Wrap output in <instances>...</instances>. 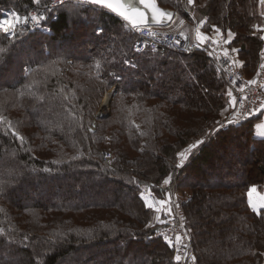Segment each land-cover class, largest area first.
Wrapping results in <instances>:
<instances>
[{
	"label": "trees",
	"instance_id": "obj_1",
	"mask_svg": "<svg viewBox=\"0 0 264 264\" xmlns=\"http://www.w3.org/2000/svg\"><path fill=\"white\" fill-rule=\"evenodd\" d=\"M157 1L185 20L190 39L201 22L203 31L232 32L229 45L253 79L264 0ZM43 24L49 31L0 30V264H179L142 195L148 186L161 198L158 183L178 172L192 264H264V204L256 210L248 198L252 188L264 195L259 112L210 137L229 88L204 55H138L137 36L101 7L66 3L46 10ZM112 87L110 111L97 116ZM201 140L178 169L181 151ZM219 153L223 163L211 166ZM210 166V177L193 179ZM208 226L219 241L204 250Z\"/></svg>",
	"mask_w": 264,
	"mask_h": 264
},
{
	"label": "built area",
	"instance_id": "obj_2",
	"mask_svg": "<svg viewBox=\"0 0 264 264\" xmlns=\"http://www.w3.org/2000/svg\"><path fill=\"white\" fill-rule=\"evenodd\" d=\"M66 3L89 5L85 0H50L44 6L41 5V0H32V5L29 8H15L14 3H9L4 6L6 8L1 10L0 21L5 19L11 20L15 17H19L21 20L26 17H36V21L29 20L27 24L18 25L15 29H9V31L15 33L19 27H23L28 31L43 30L44 27V30H46L48 27L42 25L46 17V10L56 8ZM89 6L97 8V6ZM139 13H143V16ZM139 13L137 12L135 15L127 16V20L124 19V17L120 18L115 15L120 21H126V28L137 36L134 43V51L136 53H143L147 50L158 52L169 50L184 56L202 54L209 59L222 74L232 93L231 99H235V107L225 116V119L220 125L227 124L229 119H232L234 123L222 130H227L231 126L239 124L264 108V49L262 51L263 59L258 68V72L253 79H249L244 75L243 70L236 67V64L232 61L228 53L227 57L225 56L226 52L222 50L223 45L220 39H213L207 42H200L197 40L190 42L184 34L166 29V26L162 27L163 24L167 25L171 23V18H161L158 20L157 18L151 17L148 19L147 17L149 16L144 15V12ZM142 21H144V23H141ZM133 25L139 27L134 28ZM0 30L4 32L2 29ZM133 62V58L126 60L127 65H132ZM240 89H243V91H240ZM220 125L217 129L220 128ZM106 159H109L108 156ZM173 184L175 189L174 182L170 186L162 185L160 189L163 190L167 187L170 189ZM149 188L145 190V193L150 201L157 206L158 200L154 192ZM176 200V197H174V216L172 214L170 216L165 215V219L158 228L157 233H159L166 242L175 243L179 249L180 259H185L188 254V245L185 243L187 242L185 238V228L180 224L181 218H184V216L181 211H178V207L175 203ZM177 237L180 239L177 240Z\"/></svg>",
	"mask_w": 264,
	"mask_h": 264
},
{
	"label": "rangeland",
	"instance_id": "obj_3",
	"mask_svg": "<svg viewBox=\"0 0 264 264\" xmlns=\"http://www.w3.org/2000/svg\"><path fill=\"white\" fill-rule=\"evenodd\" d=\"M50 1V0H49ZM48 1V2H49ZM154 1H156V3H157V5L160 7V8H162V9H164V10H171V11H173L174 13H175V11L174 10H172V9H170V8H166V7H162V6H160L159 5V3H158V1L157 0H154ZM195 1V0H194ZM41 2H42V0H41ZM191 2H193V0H191ZM9 3H12V2H6L5 3V5L4 6H6L7 4H9ZM264 4V3H263ZM74 5V4H73ZM2 7L1 6V3H0V12H1V10L2 9H4V8H6V7ZM8 7V6H7ZM140 7H142V6H140ZM15 8H18V6L15 4ZM153 10V9H152ZM149 11V10H148ZM148 11H146L145 10V8H143L142 9V12H144V15H146V16H149V17H147L148 19L149 18H151V17H153V18H157L158 20H160L161 18H164V16L162 15H160V14H156V13H151V12H149L148 13ZM263 11H264V7H263ZM137 12H140V10H138ZM152 12H155V11H152ZM0 16H1V13H0ZM155 16V17H154ZM173 19V20H172ZM174 17L172 18L171 17V23H169V24H163L162 25V27H164V26H166V29H170V30H172V31H175V32H180V33H182V34H184V36L187 38V40L188 41H190V42H193V41H195V40H197V41H200V42H207V41H212L213 39L214 40H218V39H220V42H221V44L223 45L222 46V50H224L225 52H227L228 54H229V56H230V58L232 59V61L236 64V67L237 68H239V69H241V70H243L242 69V66H241V61H240V59H239V57H238V55L234 52V47H230V45H229V43H225V41H230V38L233 36V33L232 32H228V36L226 37V35L223 33V31L222 30H220L219 29V31L217 32L216 31V28H214L211 32H207V31H203V30H201L202 32H204L205 34L203 35V36H196V32L197 31H195L191 36V39L189 38V37H187V34H185V33H187L186 31H185V33L183 32L184 30H181V25L182 24H185V20L184 19H181V20H175L174 21ZM126 21H124V22H122L121 21V23H122V25L126 28V26H125V24H127V23H125ZM42 25L44 26V24L42 23ZM198 27H199V25H198ZM198 27H196L197 29H198ZM44 29H45V27H44ZM43 29V30H44ZM127 29V28H126ZM196 29V30H197ZM39 30V29H38ZM128 30V29H127ZM44 31H49V28L48 29H46V30H44ZM129 31V30H128ZM131 32V31H130ZM131 33H133V32H131ZM134 34V33H133ZM230 34H231V36H230ZM188 35H189V33H188ZM134 46V45H133ZM133 49H134V47H133ZM166 51H169V50H166ZM155 52H158V51H155ZM163 52H165V51H163ZM173 52V51H172ZM173 53H175V52H173ZM136 54H141V53H136ZM176 54H178V53H176ZM178 55H180V54H178ZM256 55V54H255ZM181 56H184V55H181ZM129 59V58H128ZM262 59H263V57H262V55H261V62H262ZM127 60V59H126ZM126 60H125V62H126ZM209 60V59H208ZM210 61V60H209ZM211 62V61H210ZM260 67V66H259ZM258 67V68H259ZM258 72V69L256 70V72H255V74H254V77H255V75H256V73ZM243 73H244V75L247 77V78H249V76H247L246 75V73L244 72V70H243ZM229 88V87H228ZM112 92L113 94H112V97L110 98V100L107 102V103H105V98H106V94L108 93V92ZM114 92H115V89H114V87H112V88H110V89H108V90H106L105 92H104V94H103V96H102V98H101V100H100V102H99V104H98V108H97V112H96V115L97 116H102L103 114H105V113H107L108 111H110V109H111V102H112V98L114 97ZM229 89H228V95H229ZM232 100L233 99H231V96H229V103H228V105L223 109V111H222V113H223V118H222V120H221V122L225 119V116L233 109V104H232ZM220 122V123H221ZM97 126H98V121L96 120V118H94L93 120H92V122L90 123V125H89V130L91 131V132H93L94 130H96V128H97ZM190 147L191 146H189L187 149H190ZM231 151V148L229 147V148H227L226 149V152H225V154H227L228 153V151ZM185 153L186 155H188L189 156V152H187L186 150H182L181 151V153ZM101 156H102V159H103V161H105L106 163L107 162H110V160H111V153H109L108 151H102V153H101ZM108 156V160L106 159V157ZM224 158H225V156H222L221 155V153H219L218 155H216L215 157H213V162L214 163H212V165L211 166H213V167H216V165L217 164H222L223 163V161H224ZM179 159L181 160V156H180V154H179ZM205 167V168H203V170H202V172L201 173H197V175L196 174H194L193 173V175L192 174H190V175H192L193 176V179H195V178H198V179H205V178H208V177H210L213 173H212V167ZM178 175H179V172L177 173V174H175V176L174 177H172V176H167L165 179H168L169 177H172L173 179H172V181H171V183L170 184H168L169 186L174 182L175 183V189H174V184L171 186V188L169 189L168 187L167 188H165V189H163V190H161L163 193V196H161V198L160 197H157L156 195V198H157V200H158V205L156 206V205H154L151 201H150V199H149V197L147 196V194L145 193V190L147 189V188H149L148 186L145 188V190H143V197H144V199H145V201H147V203L148 204H151L152 205V209L154 210V212H155V214H154V223H156V222H161V221H163L164 219H165V215H173L174 216V211H175V206H174V202H173V200H174V197H176V205H177V207H178V211H181V213H182V215L184 216V218H181V222H180V224L182 225V226H184V228H185V231H186V241L187 242H185V243H187V245H188V254H187V256L185 257V259H179V261H177V259H176V257L177 256H179V257H181L180 256V254H179V249L177 248V246L175 245V243H173V242H170V243H168V242H166L168 245H169V248L170 249H172V251H173V255H174V258H175V260L179 263V264H192V262L195 260V256L192 254V240H191V234H190V232H189V229H188V227H187V214H186V212H185V210H184V208L182 207V200L184 199L182 196H180V194L177 192V187H176V182H177V177H178ZM164 179V180H165ZM164 180H162L160 183H158V187L160 188V186H162V185H164V186H168V185H165L164 184ZM85 183H90L89 181H87V182H83V184H82V188L83 189H86L85 188ZM92 184V183H91ZM108 186V185H107ZM109 187V186H108ZM110 188V190H114L117 194L119 193V192H121V197L122 198H124V199H129V197L130 196H132V194L131 193H129V192H127V191H120L121 190V188H119L118 186H116V187H109ZM150 189V188H149ZM151 190V189H150ZM152 191V190H151ZM153 192V191H152ZM178 201V202H177ZM161 224H162V222H161ZM216 226H214V227H210V226H208V233H207V235L205 236V239H204V242L202 243V248H204V250H210L211 248H213V243H216V241H217V239H218V233H216ZM157 232H158V230H157ZM157 236H159V237H161L160 235H159V233H157ZM162 238V237H161ZM163 239V238H162ZM219 241V240H218ZM217 241V242H218ZM206 248V249H205ZM153 249L151 248L150 249V251L149 252H151ZM160 251V250H159ZM159 251H157V253L159 252ZM153 252V251H152ZM154 253V252H153ZM156 253V252H155ZM144 254V253H143ZM70 262V261H69ZM167 261L166 260H164V264H168V263H166ZM68 264H70V263H68Z\"/></svg>",
	"mask_w": 264,
	"mask_h": 264
},
{
	"label": "snow or ice",
	"instance_id": "obj_4",
	"mask_svg": "<svg viewBox=\"0 0 264 264\" xmlns=\"http://www.w3.org/2000/svg\"><path fill=\"white\" fill-rule=\"evenodd\" d=\"M87 3H90L92 5H97V6H100L102 8H112V4H111V0H86ZM140 3H143L144 0H139ZM189 2H191V0H189ZM126 3L128 4L129 8L131 9V0H126ZM120 7H124L123 4L120 5ZM113 11H115V9H112ZM141 16H143V13H139ZM124 19H128L127 17H124ZM29 20L31 21H36V17H26L24 18L23 20H21L19 17H15L14 19H5L3 21H0V29H2L6 35H14L15 33L14 32H10L9 29H15L18 25H21V24H27L29 22ZM38 23V21H37ZM141 23H144V21H142ZM134 28H138L139 26L137 25H133ZM216 31L218 32L219 29H216ZM261 39H264V37H261ZM225 43H230V41H225ZM225 56L227 57V52L225 53ZM100 66L97 65V68H99ZM240 91H243V89H240ZM232 93L229 92V96H231ZM232 104H233V107H235V99H233L232 101ZM258 118L259 116H264V108H262L260 110V112L257 114ZM234 121L232 119H229L227 124H221L220 125V128L219 129H216L214 130L213 133H210L209 136H213L215 135V132L216 131H219V130H222L226 127H228L229 125L233 124ZM206 141L204 140H201V141H198L197 143L191 145L190 149L186 150L187 152L191 153V154H194L200 147V145H202L203 143H205ZM180 156H181V163L176 165V167L178 169H182L185 164L189 161V156L186 155L185 153H180ZM172 177H169L168 179H165L164 180V184L165 185H168L171 183L172 181ZM256 189L253 188L250 190L249 192V195H251L252 192H255ZM146 207L151 209L152 208V205L151 204H146ZM163 222V221H161ZM180 238L177 237V240H179ZM177 261H179L180 257L177 256L176 257Z\"/></svg>",
	"mask_w": 264,
	"mask_h": 264
},
{
	"label": "crops",
	"instance_id": "obj_5",
	"mask_svg": "<svg viewBox=\"0 0 264 264\" xmlns=\"http://www.w3.org/2000/svg\"><path fill=\"white\" fill-rule=\"evenodd\" d=\"M155 8H156V6H155ZM163 11L164 10H162V9L161 10L156 9L155 12H151V13L152 14L153 13L160 14L162 16ZM174 15H175V13L172 14V12H171V14H169L168 16H164V15L163 16L166 17L167 19H170L171 17L173 18ZM201 26H202V22L199 24V27L196 30L197 31L196 36H203L205 34L204 32L201 31L202 30ZM230 36H231V34H230ZM255 134H256V136H258L260 138H264V116H260L259 120L256 121V123H255ZM248 198H249V202H250L251 206L256 210L260 209L264 204V195L260 194L257 190L255 192H252Z\"/></svg>",
	"mask_w": 264,
	"mask_h": 264
},
{
	"label": "water",
	"instance_id": "obj_6",
	"mask_svg": "<svg viewBox=\"0 0 264 264\" xmlns=\"http://www.w3.org/2000/svg\"><path fill=\"white\" fill-rule=\"evenodd\" d=\"M88 4L92 5L90 3H88ZM111 4H112V8H104V9H107L112 14H114L120 18L135 15L137 13V9H135L136 4H140L139 7L141 6V3L139 2V0H131V9L129 8L128 4L126 3V0H111ZM121 4H123L124 7H120ZM93 6H97V5H93ZM97 7H100V6H97ZM112 9H115V11H113ZM171 12L174 14L173 11H171Z\"/></svg>",
	"mask_w": 264,
	"mask_h": 264
},
{
	"label": "bare ground",
	"instance_id": "obj_7",
	"mask_svg": "<svg viewBox=\"0 0 264 264\" xmlns=\"http://www.w3.org/2000/svg\"><path fill=\"white\" fill-rule=\"evenodd\" d=\"M139 5L140 4H136V7H135V9H137V11L138 10H140V12H142V9L143 8H145V10L146 11H148V13L149 12H152V11H156V9L157 10H161L162 8H160L158 5H157V3H156V1H154V0H144V2L143 3H141V6L142 7H139ZM155 6H156V8H155ZM153 9V10H152ZM162 10H164V9H162ZM139 13V12H138ZM169 14H171V11H169V10H164L163 11V14L162 15H164V16H168ZM173 14V13H172ZM171 16V15H170ZM164 18H166V17H164ZM112 92L110 91V92H108L107 94H106V98H105V103H107L109 100H110V98L112 97Z\"/></svg>",
	"mask_w": 264,
	"mask_h": 264
}]
</instances>
